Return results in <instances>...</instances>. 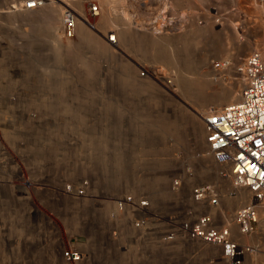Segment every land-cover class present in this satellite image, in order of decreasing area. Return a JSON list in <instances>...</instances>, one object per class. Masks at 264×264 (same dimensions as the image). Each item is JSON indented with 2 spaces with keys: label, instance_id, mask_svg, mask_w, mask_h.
I'll use <instances>...</instances> for the list:
<instances>
[{
  "label": "rangeland",
  "instance_id": "obj_1",
  "mask_svg": "<svg viewBox=\"0 0 264 264\" xmlns=\"http://www.w3.org/2000/svg\"><path fill=\"white\" fill-rule=\"evenodd\" d=\"M24 1L0 0V264H65L64 247L80 248L90 264H227L212 245L139 242L129 225L112 217L113 202L124 193H143L162 209L187 201L191 188L202 183L218 188L216 209L223 196L231 198L233 185L206 153L203 125L196 128L194 116L200 103L202 111L215 109L224 85L242 80L235 67L241 68L244 57L264 51L260 6L254 0H124L139 34L148 30L179 43L171 46L168 58L177 63L169 66L133 46L154 34L122 45L119 23L101 29L105 0L52 4L60 13L69 7L78 14L88 3L99 5L96 29L87 28L94 39L89 45L78 33L63 39L60 24L48 29L42 14L47 1L32 12L22 10ZM233 3L241 9L233 12L228 6ZM202 29L203 36L195 38ZM110 33L116 37L112 45L105 40ZM184 36L188 42L179 39ZM101 44L106 53L98 50ZM187 61L190 76L210 79L214 63L226 61L229 67L200 96L186 98L176 79ZM141 69L164 71L172 85L141 77ZM84 179L90 183L87 198L63 192ZM176 179L178 191L172 189ZM239 208H223L230 224L217 211L213 215L239 233L232 224ZM260 230L259 222L255 233L242 236L259 239L264 256Z\"/></svg>",
  "mask_w": 264,
  "mask_h": 264
},
{
  "label": "built area",
  "instance_id": "obj_2",
  "mask_svg": "<svg viewBox=\"0 0 264 264\" xmlns=\"http://www.w3.org/2000/svg\"><path fill=\"white\" fill-rule=\"evenodd\" d=\"M44 0H26L22 10L33 11L40 8ZM258 5L264 0H254ZM101 17L98 4L88 3L82 14L65 7L62 12L61 37L66 40L76 36L81 23L95 30ZM109 44L116 43L110 33L105 36ZM214 66L219 67V63ZM240 74L243 87L239 101L214 112L204 118V144L206 153L216 164L226 165L228 179L234 187H241L250 194V202L236 210L232 224L242 235L254 233L259 223L260 212L264 213V53L252 52L243 58ZM164 71L141 69L143 78L164 76ZM170 76V75H169ZM168 76V77H169ZM171 86L170 79L162 77ZM226 177V178H227ZM181 181L176 179L172 189L178 191ZM63 192L71 197L87 198L90 183L87 179L78 184H67ZM112 217L121 226L129 225L137 234V240L145 244H166L182 242L190 244H212L227 264H244L245 257L253 253L252 245L241 244L231 230L209 211L218 207L220 196L218 188L208 183L194 185L187 201L164 207H153V201L143 193H124L114 199ZM123 225H122V224ZM117 230L112 237L117 238ZM61 259L65 264H90L86 254L76 247L63 248Z\"/></svg>",
  "mask_w": 264,
  "mask_h": 264
},
{
  "label": "bare ground",
  "instance_id": "obj_3",
  "mask_svg": "<svg viewBox=\"0 0 264 264\" xmlns=\"http://www.w3.org/2000/svg\"><path fill=\"white\" fill-rule=\"evenodd\" d=\"M46 1H47V3L45 4ZM48 1L50 3H48ZM57 1H60V0H57ZM63 1H65V0H63ZM54 3H55L54 0H44V2L42 4V6L45 4L46 7H49V8H46V10H44L42 12V14H43L44 18L46 19V22H47L46 24L48 25V29H50V31H54L57 24H60V27L62 26V21H61L62 11L60 13V12L54 10L52 8V4H54ZM123 4H124V0H105L104 1L103 5H102L103 6L102 10H103L104 14H103L102 20H101L102 21L101 29L104 31L105 30L104 26H107V25L111 26L115 23H119L120 28L118 30V35H119L120 44L129 45V43H134L135 37H136V39L137 38L138 39L140 38L142 40L145 39V36H140V35H144V33L148 34V33H150V31H148V30L147 31H141V33H143V34H139L140 33L139 30L138 29L136 30L137 27H135L133 25L134 20L130 16L127 15V13L125 12V9L123 7ZM259 6L261 8L260 11L264 12V10H263L264 4L259 5ZM61 7L62 6H59V9H61ZM40 8L33 10V11H39ZM24 12H32V11L24 10ZM100 19H101V17H100ZM167 27L168 26L166 25V28ZM203 30L204 29L196 32L195 38L196 37H198V38L202 37L203 33H204ZM77 33H78V39L80 42H84L85 44L89 45L92 43V41H94V39H92L90 37L91 34L88 32L87 27L81 23L78 25ZM150 34H154V33H150ZM155 34L152 35L153 37L147 39V41H148L147 43H142L140 41H137L136 43H134L133 46H134L135 50L139 51V52H144V54L147 55L150 58V60L154 63H158V64H164L165 63L169 66L177 63V61L175 60V58L173 56H172L174 58L173 61L170 58H168V54L170 52L174 51V49L173 50L171 49V46L175 47V45H178L179 43L171 42V41L175 40L174 37H172V38H170V37L157 38L155 36ZM179 39H182V40L188 42V38L185 36L183 38H179ZM56 43L58 46H60L59 38L56 39ZM95 44L100 45V44H98V42ZM257 44H259V43H257ZM98 50L100 51V53H106L107 47H104L101 44V47ZM184 50H187V49H184ZM255 52H263L264 53V51H255ZM201 63H203V62H201ZM207 64H208V62H207ZM214 64H213L214 70L212 73V78L210 79L206 75H204L203 77L202 76L199 77L196 75V73H195V75L190 76L191 73L188 72V69H190V67H189L190 61L185 62L183 64L184 65L183 70L179 69L178 77L176 79L177 88L180 91V93L182 94V96L188 98V97H191L193 94L195 95L196 92L199 93V96H200L202 93H204V91H206V89L210 83L216 82L215 79H218L217 78L218 74H216V73L219 72V70H222V69L229 67V62H226V61L220 62L219 67L214 66ZM236 67H235L236 72L240 74V71L238 72V70H240V68L238 69V65ZM163 74H164V76L159 77L160 78L159 82L161 83V81H162V83L165 84L166 82H164L162 79V77H164V79L169 78L170 83H172V81H173L172 77L169 76V74H165V73H163ZM242 81L243 80L240 81L239 79H237L234 84H230L228 86L224 85V89H226V90H224L225 92L223 93V95L221 96L220 99H216L213 102L214 104L217 105V107H215V109L212 108V109H209L207 111H202V110H204L203 107L205 106V104H202L199 102L200 103L199 107H202V108H201V111L198 110L197 115L194 116V121L197 122V126H198L196 128H199L200 123H201L203 125V133H204V118L210 117L212 113L218 112L221 109H223L224 107L231 106L233 104H236L239 101L240 91L243 87ZM220 106H222V107H220ZM221 166L224 167L222 173L226 174L228 171L226 165H221ZM227 176L229 177L228 174H227ZM230 189L232 190L229 194V196H231V198H229L227 196L229 198V199H227L226 195L223 196L222 205L218 209L215 208L217 213L220 214L221 219L227 224H230L231 220H229V216L227 217L225 215V210L223 208H225L226 210L232 211L236 207H241L244 204H247L250 202V194L248 193V191L246 189L241 188V187H234V186H232V188H230ZM246 191H247V193H246ZM216 211L213 214H215ZM259 222H260L261 230L263 229V231H264V213H263V211L260 212ZM229 229H231V228H229ZM256 229H257V227H256ZM263 231H261V232H263ZM231 232L234 235V238L236 236V240L240 241L241 244H245V243H247L249 245L251 244L252 246H254V248H256V250L255 249L253 250V253H251L248 257H245L244 264H264L263 253L259 252L260 250H258V246H257L259 239H256V237H255V241H254V239L252 237L251 240H246L244 238V236H242V234L235 232V230H232ZM254 233H255V231H254ZM247 237H249V236H247ZM245 240H246V242H244ZM208 245H212V244H208Z\"/></svg>",
  "mask_w": 264,
  "mask_h": 264
},
{
  "label": "crops",
  "instance_id": "obj_4",
  "mask_svg": "<svg viewBox=\"0 0 264 264\" xmlns=\"http://www.w3.org/2000/svg\"><path fill=\"white\" fill-rule=\"evenodd\" d=\"M228 6H229L230 9L233 10V12L236 11V10H240L241 7H242V6L240 7V5L239 6L237 5V8H236V5L234 3L232 5H228ZM260 16L261 17H258V20L260 19L261 21H264V14L263 15H260ZM253 21H255V20H253Z\"/></svg>",
  "mask_w": 264,
  "mask_h": 264
}]
</instances>
